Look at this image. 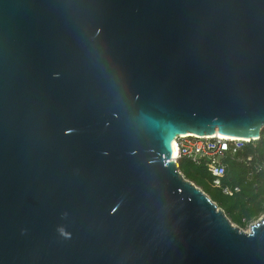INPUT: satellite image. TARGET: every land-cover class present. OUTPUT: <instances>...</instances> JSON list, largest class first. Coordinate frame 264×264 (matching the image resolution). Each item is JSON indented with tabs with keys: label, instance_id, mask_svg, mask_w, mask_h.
I'll use <instances>...</instances> for the list:
<instances>
[{
	"label": "water",
	"instance_id": "1",
	"mask_svg": "<svg viewBox=\"0 0 264 264\" xmlns=\"http://www.w3.org/2000/svg\"><path fill=\"white\" fill-rule=\"evenodd\" d=\"M263 129L264 0H0V264H264L172 143Z\"/></svg>",
	"mask_w": 264,
	"mask_h": 264
},
{
	"label": "trees",
	"instance_id": "2",
	"mask_svg": "<svg viewBox=\"0 0 264 264\" xmlns=\"http://www.w3.org/2000/svg\"><path fill=\"white\" fill-rule=\"evenodd\" d=\"M221 163L227 173L219 188L212 185L213 177L205 165L182 161L180 171L205 191L235 225L246 228L264 214V129L259 139L245 141L235 153H226ZM234 187L240 190L231 195L225 192V188Z\"/></svg>",
	"mask_w": 264,
	"mask_h": 264
},
{
	"label": "built area",
	"instance_id": "3",
	"mask_svg": "<svg viewBox=\"0 0 264 264\" xmlns=\"http://www.w3.org/2000/svg\"><path fill=\"white\" fill-rule=\"evenodd\" d=\"M245 141L249 140L236 139L228 135H179L175 138L177 153L174 160L179 170L182 161H189L197 166L205 165L213 177V185L221 187L223 186L222 178L227 173V168L221 161L226 153H235ZM219 158H222V160L219 161ZM238 190H240V187L225 188V192L230 195Z\"/></svg>",
	"mask_w": 264,
	"mask_h": 264
},
{
	"label": "bare ground",
	"instance_id": "4",
	"mask_svg": "<svg viewBox=\"0 0 264 264\" xmlns=\"http://www.w3.org/2000/svg\"><path fill=\"white\" fill-rule=\"evenodd\" d=\"M189 134H191V133H189ZM216 135H223V134H220V133H216ZM233 138H238L237 136H232ZM240 139H242V138H240ZM173 145H174V147H175V153H177V150H176V146H175V135L173 136Z\"/></svg>",
	"mask_w": 264,
	"mask_h": 264
},
{
	"label": "rangeland",
	"instance_id": "5",
	"mask_svg": "<svg viewBox=\"0 0 264 264\" xmlns=\"http://www.w3.org/2000/svg\"><path fill=\"white\" fill-rule=\"evenodd\" d=\"M244 139V138H243ZM246 140H248V139H246ZM187 162H189V161H187ZM189 163H191V162H189ZM204 176H206V174H204ZM212 185H213V183H212ZM214 186V185H213ZM214 187H217V188H219L218 186H214ZM258 220V219H257ZM257 220H255V221H253L252 223H255ZM245 231H248L249 229H250V225L248 226V227H246V228H243Z\"/></svg>",
	"mask_w": 264,
	"mask_h": 264
}]
</instances>
